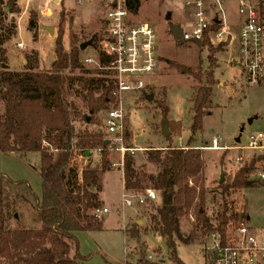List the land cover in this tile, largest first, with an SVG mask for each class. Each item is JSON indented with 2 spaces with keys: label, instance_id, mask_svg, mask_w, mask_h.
Listing matches in <instances>:
<instances>
[{
  "label": "trees",
  "instance_id": "1",
  "mask_svg": "<svg viewBox=\"0 0 264 264\" xmlns=\"http://www.w3.org/2000/svg\"><path fill=\"white\" fill-rule=\"evenodd\" d=\"M16 1L0 0V103L3 105L0 152L39 153L37 172L41 196L38 198L32 192L27 181H14L0 174V264H83L86 256L78 252L76 233L103 229V218L96 211L102 207L99 197L102 175L113 164L108 158L110 140L102 131V115L117 104V95L111 71L86 67L81 62L79 46L91 40L99 63L107 65L110 57L101 51L103 24L100 32L88 38L79 40L72 33L66 49L61 26L65 15L61 9L53 59L48 68L38 69L37 56L30 52L24 56L23 70H10L4 44L15 34L16 26L12 21L6 22V14L19 11ZM139 6L140 0H128L133 14H137ZM36 24L37 15L30 13L27 30L33 31ZM199 45L208 47L209 51L205 71L171 63L179 73L194 80L186 143L171 145L181 123L167 120V104L156 100L162 123L167 122L170 131L166 137L168 144L146 149L144 161L139 165L133 154L122 155L123 191L143 194L151 188L157 193L156 200L145 198L143 203L135 204L141 208L143 224L133 221L123 229L129 241L140 244L137 258L130 261L126 254L125 264H185L177 255L179 244L196 243L203 255H208L203 249L205 237L211 232L223 237L227 221L239 216L230 195L248 185L247 175L258 160L252 159L219 183L217 208L209 216L205 208V163L202 151L193 143L202 129L203 116L211 112L216 61L213 53L220 51L222 45L213 47L206 37ZM137 100H147L144 90ZM128 138L125 134V141ZM126 147L132 146L126 144ZM94 152L99 155L96 160H92ZM17 186L22 191L12 192ZM24 203L35 212V218L30 221L32 226L36 223V228L20 227L17 223L20 221L18 207ZM241 216L245 218V213ZM147 233L163 240L165 257L148 258L141 242V236ZM159 251L158 248L153 252Z\"/></svg>",
  "mask_w": 264,
  "mask_h": 264
},
{
  "label": "rangeland",
  "instance_id": "2",
  "mask_svg": "<svg viewBox=\"0 0 264 264\" xmlns=\"http://www.w3.org/2000/svg\"><path fill=\"white\" fill-rule=\"evenodd\" d=\"M16 6L19 9L18 12L6 14V22L12 21L16 26V32L7 43V48L14 49L13 42L15 41L24 43L25 48L18 49L15 53L18 58L37 49L40 58L38 67L41 70L48 68L53 56V42L58 33L61 9L65 15L61 26L66 49L69 47L72 33L77 34L78 39L81 40L100 32L105 15L104 6L100 0H80L79 2L76 0H20V4L16 1ZM46 8L48 11L45 12ZM222 8L230 24L239 22L240 16L237 12L236 1H229L223 4ZM30 13L37 15L36 28L31 32L26 28ZM167 16L170 18L167 19ZM186 18V8L181 7L174 0H146L133 17V20L137 22L152 24L158 34L156 46L158 66L144 90L147 96H152L151 100H137L138 94L126 93L122 103L119 104L125 111V134L129 135L126 141L123 136L122 143L125 146L130 144L137 147L138 150L133 154L136 165L144 161L146 149L168 144L163 136L165 122L162 123L161 112L156 107V100H164L167 104V120H178L181 123V129L177 135L173 136L171 145H184L190 134L189 126L192 115L190 98L194 90V80L193 77L179 73L171 63L189 66L194 71L198 69L205 71L208 67L209 51L208 47L197 45L192 41L174 39L168 31L169 24L181 23L183 25V20ZM46 25L54 27L53 35H49L43 28ZM186 27L182 26V29ZM33 32L36 38L31 36ZM33 41L35 49H33ZM93 53L94 50L88 46L82 50L81 58ZM213 54L216 61L212 111L203 116L202 129L195 136L193 143L202 151L205 163V208L209 216L217 208L221 174L224 182L232 177L241 166L248 164L252 159H258L254 163V169L247 175L250 181L257 180L258 182H252L247 187L236 189L234 193H231L230 199L234 202V210L244 211L245 209L249 218V226L260 236L262 232L259 230L264 228V182L257 177V173L264 170V152L242 149L241 146H245L249 133L258 131L264 133V91L246 85L240 67L230 62L231 48L222 47L220 51ZM15 62L21 68L23 67L19 64L20 59L14 58L12 63ZM219 80L223 82L222 86L218 84ZM2 110L3 105L0 103V112ZM103 117L104 115H102V131L106 137L112 138L103 128ZM248 118H252L251 123L247 122ZM89 128L95 127L89 125ZM237 137H239L238 142L235 141ZM213 139H219L220 146L224 149L205 148L212 144ZM111 147L109 146L108 158L114 167L102 175L101 197L105 204L102 207L108 209V213L101 215L104 229L76 233L78 252L86 256L83 264H125L126 254L129 255L128 260L134 261L140 249V244L129 241L122 231L134 220H141L142 212L138 207H123L121 170L118 168L122 156L119 151ZM96 153L94 152L92 160L98 159L99 155ZM261 156L263 157L260 158ZM238 157L241 158L240 161H237ZM39 163L40 156L37 151H30L25 155L0 152V174L14 181H27L38 198L41 196V181L37 172ZM17 187L12 188V192L22 191L21 186ZM17 214L20 218L17 222L20 227L36 228V223L32 226L30 221L35 218V212L28 205L21 204ZM12 222L15 225V222ZM141 240L151 260L166 256L165 243L159 236L149 233L143 235ZM205 242L206 239L204 244ZM158 248L159 252H153ZM177 255L185 264H203L204 262L203 252L196 243L179 244Z\"/></svg>",
  "mask_w": 264,
  "mask_h": 264
},
{
  "label": "built area",
  "instance_id": "3",
  "mask_svg": "<svg viewBox=\"0 0 264 264\" xmlns=\"http://www.w3.org/2000/svg\"><path fill=\"white\" fill-rule=\"evenodd\" d=\"M79 2L80 0H76ZM146 0H140V6ZM186 8L187 18L179 23L181 41L208 39L210 45L232 49L230 62L241 69L246 85L264 91V0H234L237 3L239 22L230 24L222 5L231 0H174ZM104 6V36L101 51L110 61L102 66L97 53L85 55L81 62L88 68L110 70L116 83L117 104L108 109L103 117V128L111 135L109 146L119 151L134 154L137 149L122 143L125 135V111L119 106L126 93L139 94L149 84V78L158 66L156 28L147 22L133 20L128 0H100ZM139 6V8H140ZM48 9H45V12ZM182 26L186 29H182ZM16 47L24 48L21 43ZM219 139H213L207 149H224ZM250 150L264 149V133L252 132L247 135L244 146ZM241 158H237L240 161ZM264 181V170L257 173ZM156 200L157 193L147 188L143 194L122 191L123 207L143 203L144 199ZM239 216L229 219L223 237L217 232L209 233L203 244L208 253L203 264H264V237L257 236L248 226L241 211ZM98 216L108 213L106 207L96 211ZM214 222V221H213ZM150 259V256L148 255Z\"/></svg>",
  "mask_w": 264,
  "mask_h": 264
},
{
  "label": "crops",
  "instance_id": "4",
  "mask_svg": "<svg viewBox=\"0 0 264 264\" xmlns=\"http://www.w3.org/2000/svg\"><path fill=\"white\" fill-rule=\"evenodd\" d=\"M17 2H19V4H20V0H17ZM27 4H28V2H27ZM28 6V5H27ZM177 24H179V23H177ZM43 28H44V26H43ZM169 30V29H168ZM31 32V31H30ZM32 34V33H31ZM32 36V35H31ZM36 36V35H35ZM36 38V37H35ZM11 39H12V37H11ZM10 39V40H11ZM10 40H8L5 44H4V47H5V49H6V58H7V66H8V68L10 69V70H16V71H21V70H23V68H24V64H25V58L24 57H20V58H18V57H16V52L18 51V49H20V50H22V49H24L25 48V44L24 43H22V42H17V41H15V42H13V48L14 49H8L7 48V43L10 41ZM37 41V40H36ZM16 43H21L22 45H23V47L24 48H18V47H16L15 46V44ZM33 49H35V44H34V41H33ZM37 51V49H35V50H33V51H30V52H34L35 54H36V56H37V60H38V63H37V66H39V55H38V51ZM29 52V53H30ZM28 53V54H29ZM14 58H16V59H20V65H22L23 67L21 68L19 65H18V63H12V60L14 61ZM53 59V56H52V58H51V60ZM157 59H158V56H157ZM51 60H50V62H51ZM50 62H49V64H50ZM49 64H48V66H49ZM47 66V67H48ZM38 69H39V67H38ZM215 81V80H214ZM222 81L221 80H219L218 81V84L220 85V86H222ZM212 92H213V86H212ZM212 97H213V93H212ZM212 100H213V98H212ZM212 111V110H211ZM177 121V120H176ZM166 138V137H165ZM237 138H239V137H237ZM236 141V140H235ZM239 141V140H238ZM238 141H236V142H238ZM132 147H134V146H132ZM161 147H164V146H161ZM134 148H136L137 149V147H134ZM241 148L242 149H247V148H245L244 146H241ZM138 150V149H137ZM136 150V151H137ZM247 150H250V149H247ZM252 151H262V152H264V149H259V150H252ZM112 167H114V166H112ZM118 168L120 169V167L118 166ZM113 169V168H112ZM111 169V170H112ZM251 181H253L254 183H256V182H258L257 180H251ZM250 181V182H251ZM262 181V180H261ZM262 182H264V181H262ZM102 183V182H101ZM251 183H249L247 186H249ZM246 186V187H247ZM102 189H103V184H102ZM102 189H101V191H100V193H99V197H100V199H101V201H102V205H105L104 204V201L102 200V197H101V192H102ZM122 190H123V187H122ZM134 207H137V206H131V207H127V208H134ZM243 212L245 213V221H246V223L248 224V220H249V218H248V216H247V214H246V211H245V209H244V211L242 210L241 211V214H243ZM141 219V218H140ZM137 224H139V225H141L140 223H142L143 222V220L141 219V220H138V219H136V220H134ZM102 224H103V222H102ZM104 226V225H103ZM248 226H249V224H248ZM250 227V226H249ZM103 229H104V227H103ZM250 229L254 232V230H253V228L252 227H250ZM100 231V230H99ZM122 231H123V229H122ZM259 231H261L262 233L260 234V237H264V228H260V230ZM90 232H95V231H90ZM255 233V232H254ZM147 234H149V233H147ZM152 234V233H151ZM256 234V233H255ZM146 235V234H145ZM154 235V234H153ZM257 235V234H256ZM258 236V235H257ZM142 237V236H141Z\"/></svg>",
  "mask_w": 264,
  "mask_h": 264
},
{
  "label": "water",
  "instance_id": "5",
  "mask_svg": "<svg viewBox=\"0 0 264 264\" xmlns=\"http://www.w3.org/2000/svg\"><path fill=\"white\" fill-rule=\"evenodd\" d=\"M170 17L167 16V19H169ZM44 29L48 32L49 35H53V30L54 27L52 25H46L44 26ZM169 32L172 34L174 39H180V35H181V30L179 28V24L177 23H171L168 26ZM195 44L199 45V41H195ZM91 46V40H88L86 42H83L82 44H80L79 48L80 50H84L86 47ZM152 96L149 95L147 96V100H151ZM252 118H248L247 122L251 123ZM170 134L168 128H167V122L164 123L163 125V136L167 137ZM239 138H236V141H238ZM88 152H85L84 155H87ZM223 182V175H220V179H219V183ZM250 182L248 181L247 184H249Z\"/></svg>",
  "mask_w": 264,
  "mask_h": 264
}]
</instances>
